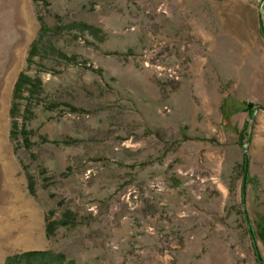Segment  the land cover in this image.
Here are the masks:
<instances>
[{"label": "rangeland", "instance_id": "obj_1", "mask_svg": "<svg viewBox=\"0 0 264 264\" xmlns=\"http://www.w3.org/2000/svg\"><path fill=\"white\" fill-rule=\"evenodd\" d=\"M30 251L264 261V0H0V264Z\"/></svg>", "mask_w": 264, "mask_h": 264}, {"label": "trees", "instance_id": "obj_2", "mask_svg": "<svg viewBox=\"0 0 264 264\" xmlns=\"http://www.w3.org/2000/svg\"><path fill=\"white\" fill-rule=\"evenodd\" d=\"M37 49L38 42H35L31 46L30 55L33 56L38 54ZM30 60L31 59H29V62ZM42 90V80L38 76H30L26 70H23L20 73L15 84L11 107V116L13 117L12 133L14 134V132L19 129L18 133L20 134L21 139L27 148H30V145L32 144L30 137L31 131L27 129L26 123V115L28 111H30L27 103L31 100V96L33 94ZM19 99L26 100V103L20 104V106L22 105V108L19 106ZM17 114H20L21 118L17 117ZM244 162L245 165L249 163V157L246 155L244 156ZM250 233L252 236L253 230L250 229ZM259 254V251H257V259ZM9 259H17L16 261L20 263L25 262L24 264H62V259L60 256L54 255L53 253L47 251H30L23 253L22 255H16Z\"/></svg>", "mask_w": 264, "mask_h": 264}, {"label": "water", "instance_id": "obj_3", "mask_svg": "<svg viewBox=\"0 0 264 264\" xmlns=\"http://www.w3.org/2000/svg\"><path fill=\"white\" fill-rule=\"evenodd\" d=\"M245 155L248 156V149H246V154ZM247 174H248V164H246L245 171H244V182H243V199H244V202H245V195H246ZM244 212H245V215L247 217V221L249 222L248 212H247L245 207H244ZM249 227L252 230L251 225H249ZM258 261H259L260 264H264V261H263V258L261 256V254L258 255Z\"/></svg>", "mask_w": 264, "mask_h": 264}]
</instances>
